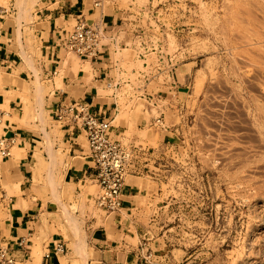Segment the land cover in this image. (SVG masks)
<instances>
[{
  "label": "rangeland",
  "instance_id": "rangeland-1",
  "mask_svg": "<svg viewBox=\"0 0 264 264\" xmlns=\"http://www.w3.org/2000/svg\"><path fill=\"white\" fill-rule=\"evenodd\" d=\"M64 5L55 25L61 34L75 27L77 17L66 18L72 11L108 22L118 9V20L132 23L122 37L135 45L100 62L64 47L53 58L46 16ZM141 7L155 19L138 15ZM0 9L10 62L0 64V133L9 127L29 139L0 158V246L10 238L11 207L23 199L42 209L81 264H88L90 232L113 221L93 199L100 194L95 178L73 179L64 124L52 116L64 77H85L119 106L115 122L107 117L112 138L152 154L145 199L155 208L152 236L130 242H146L153 264H264V0H0ZM133 24L161 31L147 32L142 46ZM98 69L112 77L99 79ZM140 117L148 126L138 128ZM29 144L23 186L14 159ZM47 238H33V264Z\"/></svg>",
  "mask_w": 264,
  "mask_h": 264
},
{
  "label": "crops",
  "instance_id": "crops-1",
  "mask_svg": "<svg viewBox=\"0 0 264 264\" xmlns=\"http://www.w3.org/2000/svg\"><path fill=\"white\" fill-rule=\"evenodd\" d=\"M47 11L48 10H46V12ZM64 11L65 5L61 7V10L56 12L50 11L46 16V19H49L51 24H53L51 29L46 28L45 31L48 36L47 47L53 58L60 47L57 40H59V34L61 33L55 25L57 20L62 16L61 12ZM76 13L78 14L75 15ZM64 15L63 13V16ZM95 15L96 13H93V16ZM72 16L79 17L81 16V12L72 11L66 18ZM113 16L115 17L113 20L117 21L122 18L123 14L117 9ZM84 19L88 21L93 20ZM113 20L109 18L108 22H112ZM5 38L9 39V34L2 30L0 35V50L3 51L0 52V62L2 65L10 63L8 60L9 56L5 54L8 48V43L3 42ZM106 69H98L97 73H99V79L102 78L103 75H107ZM108 73L110 74L112 72ZM107 76L110 77L111 75ZM84 78L85 77H81L78 80H73L65 76L63 79L65 91H58L60 95L58 98L59 102L64 101V99H62L63 95L67 96L65 98L67 102L86 100L92 105L94 114H105L106 117H109V119L115 122V116H117L116 113L119 112V106L117 105V107H115L116 105L114 102H111V99H101L97 86L94 83L89 84ZM96 83H98V81ZM59 102L53 104L52 108ZM123 124L126 125L125 122H123ZM136 125L138 128L145 125L148 126V121L140 117ZM64 133L69 148V154L73 159L71 174L74 176L73 179L78 180L79 184H82L87 180L86 178L94 176V171L92 170L91 163L87 156L86 143L88 146V141L85 135L80 131L72 133L65 129ZM22 140L27 141L29 139L22 138ZM28 146V152H17L20 157H15L14 159V163L19 164V172L23 181V186L29 181L28 176L30 172L28 167L31 158V150L30 144ZM140 150L141 151L138 152L132 162L129 175L126 179L121 197L123 202L121 212L115 215L112 222L106 223V221H102L98 227L95 226L96 228L90 232L88 264H140V246H135L130 241H134L137 238L141 242L147 237L151 238L152 234L147 225L154 222V212L153 214H151V212L155 210L152 204H147L145 201L148 192L147 182L149 181L148 175L150 173V159L152 154L147 148L145 149V147H143V149L141 147ZM23 201L24 202H21L20 205L18 204L16 206L17 208H15V205L11 207L12 217L11 223L8 226L10 238L6 239L8 241L6 243L7 247L10 248L17 257L24 260L27 255H25V252L19 244L20 241L25 240V242L29 244L28 246L31 250L29 252L30 262L33 264V238L37 234L42 235V233H44V235H48V238L41 246L45 254L40 264H44L46 255H50L49 264H81L80 260H74L69 248L70 244L67 242L65 236L60 233L59 230H57V233L52 231V224L46 219L47 216H45L42 209L39 210L35 206H28L27 199H23ZM15 202H17V200ZM58 241L64 242L67 245L68 251L66 254L59 255L54 253V245ZM162 253L163 251L160 252V255ZM78 254L82 255V253ZM162 258L163 256L161 255V259Z\"/></svg>",
  "mask_w": 264,
  "mask_h": 264
},
{
  "label": "built area",
  "instance_id": "built-area-1",
  "mask_svg": "<svg viewBox=\"0 0 264 264\" xmlns=\"http://www.w3.org/2000/svg\"><path fill=\"white\" fill-rule=\"evenodd\" d=\"M138 15L147 12V8L141 7L137 9ZM147 15L150 21L156 17V13ZM4 14L0 9V15ZM135 18V13L132 14ZM130 15V17H131ZM135 15V16H134ZM138 17V16H137ZM144 18V17H143ZM139 18L138 19H143ZM76 24L72 31L67 35L59 34V45L76 54L85 61L100 62L111 57L113 50L117 51L122 47L134 46L135 42L130 39L125 40L122 36L128 33L130 22L123 20L107 22L102 20L88 21L82 16L76 18ZM156 23V22H155ZM132 24V23H131ZM134 25L138 42L145 45L144 38L148 32V36H152L151 32L161 31L158 24L150 25L148 29L142 26ZM134 35V32H133ZM130 36V34L128 35ZM153 45V44H151ZM146 49V47H145ZM141 56V55H140ZM2 65V63L0 62ZM174 69V67L172 68ZM172 69L169 73L172 72ZM107 79V75H104ZM111 78V77H109ZM109 88L112 82L107 83ZM52 116L58 122L64 124V128L72 133L80 131L88 141L89 156L94 164V178L100 189L99 196L93 198L96 205L109 215H116L123 208L122 193L129 175L132 162L141 151L138 147H126L121 141H116L111 136L112 123L103 115H96L92 111V105L86 100H78L73 102L61 101L54 106ZM0 124L2 120L0 119ZM157 125L162 126V121L158 119ZM23 141L20 133L9 130V127L3 128L0 133V158L9 159L12 157V150L19 142ZM25 240L20 241L19 246L27 255L26 259L20 261L14 252L7 246H0V264H31L29 252L31 251ZM68 251V247L64 242L58 241L54 245V253L64 255ZM154 252L149 249L146 242L140 246V264H153ZM44 264H49L50 255L45 256Z\"/></svg>",
  "mask_w": 264,
  "mask_h": 264
},
{
  "label": "bare ground",
  "instance_id": "bare-ground-1",
  "mask_svg": "<svg viewBox=\"0 0 264 264\" xmlns=\"http://www.w3.org/2000/svg\"><path fill=\"white\" fill-rule=\"evenodd\" d=\"M158 120V119H157ZM157 120H155V124H156V121ZM46 133V132H45ZM47 136H48V134H47ZM47 136H45V137H47ZM48 138V137H47ZM47 141H48V139H47ZM49 142V141H48ZM139 148H141V147H139ZM49 149V148H48ZM143 149V148H142ZM51 151V150H50ZM16 157L17 158H19L20 157V155H19V153H17V155H16ZM40 162H42L41 160H40ZM67 216H70L71 217V215H68V213H67ZM72 219H73V217H72ZM73 221V220H72ZM73 224V223H72ZM85 248V247H84ZM85 251V250H84ZM83 252V249H81V248H79L78 250H77V253H82Z\"/></svg>",
  "mask_w": 264,
  "mask_h": 264
}]
</instances>
